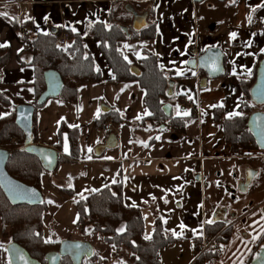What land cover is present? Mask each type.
Returning <instances> with one entry per match:
<instances>
[{
	"label": "crops",
	"instance_id": "crops-1",
	"mask_svg": "<svg viewBox=\"0 0 264 264\" xmlns=\"http://www.w3.org/2000/svg\"><path fill=\"white\" fill-rule=\"evenodd\" d=\"M193 2L0 0V43L9 44L0 48L9 52V61L0 69V93L10 99L9 104L0 103V114L11 115L17 106L35 105L38 100L35 72L29 64L31 46L23 42L20 33L13 29L8 20L12 15L20 20L21 25L29 22V27L23 32H31L33 37L45 32L48 35L59 32V35L67 33L69 37H82L101 74L99 82L77 85L76 103L62 101L60 97L47 101L35 114L37 140L33 143L58 151L59 161L68 162H59L52 176H41L44 201L48 204V213L43 219L44 240L60 243L66 239L65 236L74 234V239L66 240L87 242L75 229L77 217H80L73 199L64 192L73 190L74 196L80 199L111 185L123 188L124 205L141 209L145 227L143 238L147 242H152L155 219L160 220L164 234L168 236L170 228L164 223L171 220L168 219L172 213L170 209L181 212L171 221L174 225L183 221L185 228H179L180 238L185 236L187 245H193L189 261L182 264H196L193 240L204 238L208 220H223L224 214L231 219L233 238L230 244L237 243L234 239L237 235L241 236L240 244H244L250 236L261 237L264 233V165L252 170L256 175L246 192H238L245 177V174L241 177L238 171L240 161L259 158L264 163V152L257 151L252 157L233 154L230 144L224 141L220 122L215 120V110L221 119H228V114L233 111L242 113L245 98L241 82L244 84L256 75L258 56H264V31L259 29L264 27V0ZM133 13L146 15L144 30L134 31ZM93 24L123 32L126 40L121 41L117 51L132 69L139 70L136 64L146 57V53L154 55L159 70L160 65H164L161 71L167 74L169 85L173 84L174 95L170 100L161 98V102L172 107L170 116L173 118L188 119L194 115L185 135L164 127L155 130L149 123H143L150 116L145 115L146 111L149 112L143 101L146 94L138 81H115L100 43L84 37ZM73 27L76 32L70 30ZM233 32L237 34L235 40L230 38ZM142 33L148 38H133L135 34L140 36ZM212 48H217L223 55L225 75L210 80L203 71L189 69L187 62L204 54L205 49ZM177 71L184 75L178 76ZM233 71L236 75H232ZM250 103L257 107L251 100ZM221 104L222 107L219 106ZM177 106L181 112L188 111L189 115L177 116ZM103 108L115 112L123 119L122 123L114 122L113 116L106 115ZM101 116L105 117L104 125L110 127L108 132H103V127L97 125ZM138 116L141 119H137ZM61 127L72 134L68 136L62 132L59 135ZM111 135L116 136L115 149L96 156V148L104 146ZM65 137L67 152L64 150ZM71 152L76 159L69 161ZM257 178L258 184L253 187ZM241 210L244 211L240 216L233 213ZM1 234L0 227V245H3L0 247V264H7L5 248L8 243L5 245ZM146 235L151 239H145ZM58 236L61 237L56 238ZM258 241H252L253 251ZM221 250L222 254L224 247ZM217 264L225 263L219 261Z\"/></svg>",
	"mask_w": 264,
	"mask_h": 264
},
{
	"label": "trees",
	"instance_id": "trees-1",
	"mask_svg": "<svg viewBox=\"0 0 264 264\" xmlns=\"http://www.w3.org/2000/svg\"><path fill=\"white\" fill-rule=\"evenodd\" d=\"M13 29L20 33L23 42L29 43L31 46L30 66L35 72V95L38 98L44 89L43 73L46 71H57L64 84L61 93V99L65 102H77V85L81 83L94 84L101 81L100 69L97 71L92 56L89 55L85 48V43L82 37L71 36L68 40V45L61 49L58 44L59 32L51 35L31 36V32L23 30L29 27V22L20 24V20L16 16L8 17ZM84 37L86 39H95L100 43V49L107 60L116 82L133 80L138 81L140 88L144 91V104L152 113L143 123H149L152 128L159 130L164 127L168 131L185 135L186 128L190 120L194 119V115L188 119L180 117L167 116L163 112L164 104L161 98H168L167 91L169 89V80L164 71L157 67L156 59L153 54L146 53V57L136 64L139 69V75H132V68L122 59V55L118 53L117 47L121 41L126 40L123 32L114 30L111 27L93 24ZM151 37V35L149 36ZM134 39L148 38L144 33L133 36ZM70 42V43H69ZM71 45V47H69ZM87 57V58H85ZM9 58L7 49L0 50V69L6 64ZM264 59V56H258L257 67ZM256 76L254 75L249 81L241 82L242 90H244V104L242 105V117H233L232 119H221L220 114H216L215 120L221 124L223 138L226 144H230L231 152L235 155L239 152L245 154L256 153L260 150L247 130V119L250 118L253 111V105L250 102L249 92L253 86ZM178 100L182 102V98ZM10 99L0 93V103L9 104ZM43 106V105H42ZM34 105L32 119V134L33 142H36V125L35 114L42 108ZM15 110L12 114L0 119V150H7L11 154L6 163V171L16 182L24 184L29 188H35L41 192L44 198V191L41 187V176L44 174L52 176L53 174L43 171L41 164L33 155H28L24 152L25 136L23 132L15 125ZM109 115L113 116L114 122L121 124L123 119L117 116L115 112L109 111ZM108 113L106 115H108ZM107 117V116H106ZM105 117H100L97 122L98 126L103 127L106 123ZM66 132L69 136L70 130L60 128L59 135ZM72 134V133H71ZM70 134V135H71ZM261 152V151H260ZM250 156V155H248ZM76 155L71 152L69 161L75 160ZM60 163H68L65 160H60ZM59 164V163H58ZM55 173V172H54ZM123 188L120 185H111L96 193H89L78 199L74 196L73 190L65 191L70 199H73L75 207L78 211V221L75 229H78L81 236H85L87 231L93 232L101 236L104 244L111 249L113 258L121 259V252H129V257L126 264H161L159 254L160 251L166 249L167 246L180 242V239H174L172 236H165L163 226L160 220H154V230L152 242H147L143 238L144 223L140 208H131L124 205ZM47 202L43 200L42 206L28 207L26 205L12 206L3 193L0 191V227L2 237H9V243L19 245L27 251V254L33 260H37L40 264H45V255L48 252H56L60 243H44V224L43 219L48 213ZM225 223L215 221L205 227L204 238L193 240L194 251H196V264H213L220 257V248L227 245L230 239V231L224 230ZM124 229L123 232L119 231ZM206 238H209L213 243L207 247L205 252L201 251V246ZM264 240V239H263ZM261 243L259 241L258 245ZM256 246L258 250L259 246ZM95 255V254H94ZM253 256V254H251ZM251 256L249 260L251 259ZM98 256L95 255L83 264H107L106 260L99 262ZM60 264H71L67 258H62Z\"/></svg>",
	"mask_w": 264,
	"mask_h": 264
},
{
	"label": "water",
	"instance_id": "water-1",
	"mask_svg": "<svg viewBox=\"0 0 264 264\" xmlns=\"http://www.w3.org/2000/svg\"><path fill=\"white\" fill-rule=\"evenodd\" d=\"M195 4L205 1V0H193ZM218 2H223V0H218ZM133 28L134 31L140 32L144 30L145 27V17L138 16L136 13H133ZM192 52V51H191ZM195 53L193 52V56ZM196 56V55H195ZM224 58L220 51L217 48H212L206 51L204 54L199 55L197 58L189 59L187 62V66L189 69L193 71H203L206 74V77L210 80L221 78L225 75L223 64ZM214 67H218L220 71H213ZM130 73L133 75H139V71L136 68L130 70ZM256 78L255 82L250 89L249 92L250 100L256 106H264V59L260 62L256 69ZM43 81H44V90L41 92V95L36 100L35 105L37 107H41L49 100L59 99L61 93L63 91V82L61 77L57 71H46L43 73ZM173 84L169 85V89L167 91L168 98H172L174 93H172ZM171 106L165 105L163 108V112L170 116L171 114ZM105 113H108L109 109L103 108ZM15 125L23 132L25 136V147L23 148L24 152L28 155H33L37 158L39 164L43 171L53 174L57 166L59 165V155L58 151H54L47 147H38L33 143V134H32V119L34 112V105L22 106L19 105L15 108ZM27 116V120L21 119V115ZM264 129V113H260V111L254 112V114L250 115V118L247 119V130H249V134L252 136L253 140L259 150L264 152V137L261 136L260 130ZM117 145V140L115 135L109 136L106 140L104 146H99L96 148L95 154L96 156H100L101 153L108 151L110 149H115ZM10 152L7 150H0V191L3 193L5 199L14 206L17 207L19 205H26L28 207L32 206H42L43 205V195L41 192L37 191L35 188H29L24 186V184L20 182H16L14 179L6 171V163L9 159ZM47 154H51L49 159H51L52 163L49 164L48 160L45 159ZM249 172L252 175H249ZM255 171L248 170L245 173L244 182L239 186L238 192L240 194H244L246 190L252 185V180L255 177ZM15 186H20V188L25 190H33L36 195L33 196L30 193L20 197L16 195V192L13 191ZM81 245L80 249H76L73 247H69L70 245ZM7 251L5 253L7 258L12 259V264H24V260L19 259L18 253H22L25 259L28 261V264H40L37 260H33L27 254V251L20 247L19 245L9 243L8 247H6ZM13 250H17L14 252ZM264 258V241L260 245V249L253 255L250 259L249 264H264V259L257 260L256 256ZM93 246L90 242H79V241H69L62 240L60 241L59 248L56 252H48L45 255L44 263L45 264H60L62 258H67L71 264H83L84 261H88L94 257Z\"/></svg>",
	"mask_w": 264,
	"mask_h": 264
},
{
	"label": "rangeland",
	"instance_id": "rangeland-1",
	"mask_svg": "<svg viewBox=\"0 0 264 264\" xmlns=\"http://www.w3.org/2000/svg\"><path fill=\"white\" fill-rule=\"evenodd\" d=\"M248 104L250 105L251 103L248 102ZM264 110V108H261V106H257L253 108L252 114H254V112L260 111V113H264L262 112ZM241 165H238V171L241 175V177H243V174H245L248 170H253V169H257L260 168V165H264V163L262 162L261 159L256 158L255 160H250L248 159H244L243 161H240ZM258 179L255 180L254 182V186H256L258 184ZM228 188H226L227 190ZM176 207V206H175ZM228 208V206H227ZM226 208V209H227ZM244 208L246 209L247 206L245 205ZM172 212L169 216L168 219H174L176 216H180L181 212H178L177 210H171ZM244 210L241 211H237V212H233L234 214H237L238 216H240V214L243 212ZM224 218L223 220L226 221L225 223L227 224H231V219L227 216H225V214L223 215ZM183 219V218H181ZM171 220H166V222L164 223V226H168V228H170V235L168 236H172L174 239H180L181 235H180V231H179V225L181 223H183V221L181 220L178 225H174L173 222ZM184 220V219H183ZM215 222V221H214ZM216 222L218 223V221L216 220ZM184 224V223H183ZM219 224V223H218ZM175 231L178 236L174 237L172 235V232ZM232 233V232H231ZM230 233V236H231ZM93 232H89L87 231V234L82 238H84V240H87V242H90L91 245L93 246V250H94V254L98 256V260L99 262L101 260H106L107 264H126L127 259L129 257V252H125L122 251L120 254L121 259H115L113 258V254L110 248H108L105 244L104 241L102 240L101 236L97 235V234H93ZM240 234V233H239ZM61 236H58L56 238H60ZM68 237V238H67ZM65 236L66 239H74L75 235L73 234V236ZM185 236L182 235V240H180V242L175 243V244H171L169 246H167L166 249L161 250L160 252V263L161 264H182V262H188L189 260V255L192 254V249H193V245L189 246L187 245L188 241H186V239L184 238ZM5 238V245H7V243L9 242V237H3ZM233 238V236L230 237L227 245H224V252L221 254L220 252V257L213 263V264H217L219 261L225 263V264H241V261H243V264H249L250 260V256L251 254H255L259 249H260V245L263 243V239H264V233L262 234V236L259 238V241L261 240V243L258 245L259 241L255 244L254 246V251L251 249V247L254 245L252 244V241H254L252 239V236H250V238H248V241H244V244H240V239L241 236H235V240L237 241L236 244H230L231 239ZM197 239V238H196ZM57 240V239H56ZM64 240V239H63ZM106 247H104V245ZM252 245V246H251ZM259 246L258 250H256V246ZM222 248H220L221 250ZM196 253V251H195ZM251 253V254H250ZM253 256H251L252 258ZM84 263V262H83ZM92 264H98L97 262H94ZM100 264V263H99Z\"/></svg>",
	"mask_w": 264,
	"mask_h": 264
},
{
	"label": "snow or ice",
	"instance_id": "snow-or-ice-1",
	"mask_svg": "<svg viewBox=\"0 0 264 264\" xmlns=\"http://www.w3.org/2000/svg\"><path fill=\"white\" fill-rule=\"evenodd\" d=\"M253 11H255V9H253ZM47 19H48V17H45V20H47ZM248 19H249V21H251L252 18L249 17ZM89 23H91V22H89ZM107 27H110V26H107ZM70 30L73 31V32H76V29H75L74 27L71 28ZM44 35H48V33L45 32ZM236 37H237V34H236L235 32H233V33L230 34V38H231V39L235 40ZM248 43L251 44V41H249ZM8 46H9L8 43H0V48H4V47H8ZM69 47H71V45H69ZM125 47H128V46L125 45ZM21 50H22V49H21ZM205 51H208V49H205ZM85 58H87V57H85ZM125 59L127 60V57H125ZM129 63H131V61H129ZM160 68H161V70H164V65H160ZM97 71H99V69H97ZM213 71H220V69H219L218 67H214V68H213ZM176 74H177L178 76H179V75H184V73H183L182 71H177ZM248 74L250 75L251 73L249 72ZM193 75H195V73H193ZM232 75H236V72L233 71V72H232ZM113 78H115V77H113ZM29 91H32V89H29ZM189 99H191V96L189 97ZM219 106L222 107L223 105L221 104V105H219ZM213 107H217V105H213ZM202 114H203V113H202ZM6 115H10V113L0 114V119H3ZM98 115H99V111L97 112V116H98ZM145 115H152V113L146 111V112H145ZM180 115H183V116L186 117V116L189 115V112H188V111H183V112H181V110H180L179 107L177 106V116H180ZM237 116L242 117V116H243V113H241V112H237V111H233V112H231V113L228 114L227 118H228V119H232L233 117H237ZM21 119H23V120H27L28 117H27V116H24V115L22 114V115H21ZM137 119H141V117L138 116ZM70 127H78V126H72V125H70ZM260 134H261L262 137H264V129H261V130H260ZM157 139H159V137H157ZM145 147H147V145H145ZM64 150H65V152L68 151L67 137H65ZM88 151L91 152L92 149L89 148ZM50 155H51V154H47V155L45 156V159L48 160V163H49V164L52 163L51 159H49V156H50ZM247 155H251V153H248ZM249 175L251 176L252 173L249 172ZM115 182H116V181L114 180L113 183H115ZM13 191H15V192H16V195H18V196H20V197H23L24 195H26V194H28V193H30V194L33 195V196L36 195V193H35L33 190H25V189L20 188V186H15L14 189H13ZM92 191H96V190L93 189ZM81 195H82V194H81ZM165 202L167 203V201H165ZM48 203H53V202H52V201H48ZM132 206L135 207V204H133ZM77 219H78V217H77ZM73 223H76V221H73ZM206 223L211 224V223H213V221H212V220H208V221H206ZM262 227H264V225H262ZM179 228H180L181 230H183V229L185 228V225H184L183 223H181V224L179 225ZM119 231L123 232L124 229L122 228V229H120ZM172 235H173L174 237L178 236V234H177L175 231L172 232ZM259 238H260L259 236H253L252 239H253V240H257V239H259ZM145 239H151V237L146 235V236H145ZM52 242H53V241L50 240V239H46V240L44 241V243H46V244H47V243H52ZM0 247H3V245H0ZM69 247H73V248H76V249H80V248H81V245H78V244H77V245H70ZM5 250L7 251V249H5ZM13 251L16 252L17 250H13ZM17 254H18V256H19V259L24 260V264H28V261L25 259V257L23 256L22 253H18V252H17ZM256 258H257V260H262V259H264V258L260 257L259 255H257ZM7 264H12V259H11V258H9V259L7 260ZM241 264H243V261H241Z\"/></svg>",
	"mask_w": 264,
	"mask_h": 264
},
{
	"label": "built area",
	"instance_id": "built-area-1",
	"mask_svg": "<svg viewBox=\"0 0 264 264\" xmlns=\"http://www.w3.org/2000/svg\"><path fill=\"white\" fill-rule=\"evenodd\" d=\"M193 1V0H191ZM25 15V13H23ZM260 30L264 31V27H259ZM68 40H69V35L67 33H63L61 35L58 36V44H60V48L64 49L66 47V45H68ZM193 109V107L191 108V110ZM109 126L108 125H104L102 130L103 132H108L109 131ZM237 156H242L241 152L237 153ZM213 243V241L209 238H206L203 242V245L201 246V251L205 252V250L207 249V247H209L211 244ZM221 251V250H219Z\"/></svg>",
	"mask_w": 264,
	"mask_h": 264
},
{
	"label": "flooded vegetation",
	"instance_id": "flooded-vegetation-1",
	"mask_svg": "<svg viewBox=\"0 0 264 264\" xmlns=\"http://www.w3.org/2000/svg\"><path fill=\"white\" fill-rule=\"evenodd\" d=\"M245 155H247V154H243L242 153V156H239V157H243V156H245ZM248 156V155H247ZM249 157H252V155H250ZM222 212V211H221ZM221 212H219V214L221 215ZM225 212V211H224ZM262 214H263V216H264V209H263V211H262ZM218 221V223L219 222H221V223H225L226 221H224V220H221V219H219V220H217ZM225 227H224V229H223V231L225 230H229L230 231V233H231V225L230 224H227V223H225ZM220 252H222V250L220 251ZM251 254V253H250Z\"/></svg>",
	"mask_w": 264,
	"mask_h": 264
}]
</instances>
